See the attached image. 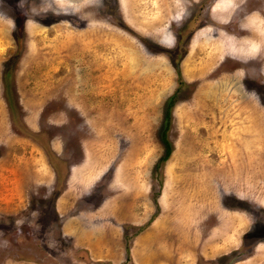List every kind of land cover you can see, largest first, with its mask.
I'll return each instance as SVG.
<instances>
[{
    "label": "rangeland",
    "instance_id": "obj_1",
    "mask_svg": "<svg viewBox=\"0 0 264 264\" xmlns=\"http://www.w3.org/2000/svg\"><path fill=\"white\" fill-rule=\"evenodd\" d=\"M0 264H264V0H0Z\"/></svg>",
    "mask_w": 264,
    "mask_h": 264
},
{
    "label": "trees",
    "instance_id": "obj_2",
    "mask_svg": "<svg viewBox=\"0 0 264 264\" xmlns=\"http://www.w3.org/2000/svg\"><path fill=\"white\" fill-rule=\"evenodd\" d=\"M164 141L166 144V151H165V156L162 158V162H167L171 156V147H170V143L166 141V133L164 134Z\"/></svg>",
    "mask_w": 264,
    "mask_h": 264
},
{
    "label": "crops",
    "instance_id": "obj_3",
    "mask_svg": "<svg viewBox=\"0 0 264 264\" xmlns=\"http://www.w3.org/2000/svg\"><path fill=\"white\" fill-rule=\"evenodd\" d=\"M28 173V172H27ZM27 173H26V175H27ZM114 248H113V246H112V248H111V251H110V253H109V255H113V254H111L112 253V250H113ZM115 255V254H114ZM114 255H113V257H114ZM119 255V254H118ZM86 256H89V254L88 253H86ZM125 259H126V257H124ZM115 261V260H114Z\"/></svg>",
    "mask_w": 264,
    "mask_h": 264
}]
</instances>
